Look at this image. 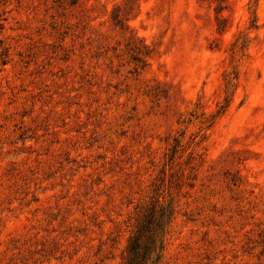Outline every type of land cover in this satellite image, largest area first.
<instances>
[{"label":"rangeland","instance_id":"obj_1","mask_svg":"<svg viewBox=\"0 0 264 264\" xmlns=\"http://www.w3.org/2000/svg\"><path fill=\"white\" fill-rule=\"evenodd\" d=\"M264 264V0H0V264Z\"/></svg>","mask_w":264,"mask_h":264},{"label":"trees","instance_id":"obj_2","mask_svg":"<svg viewBox=\"0 0 264 264\" xmlns=\"http://www.w3.org/2000/svg\"><path fill=\"white\" fill-rule=\"evenodd\" d=\"M162 216L163 211L158 202L139 212L125 249L124 264H149L152 254L156 251L154 228L158 227Z\"/></svg>","mask_w":264,"mask_h":264}]
</instances>
